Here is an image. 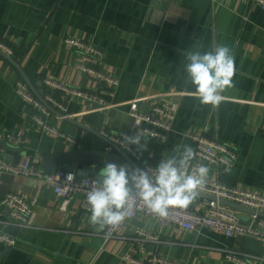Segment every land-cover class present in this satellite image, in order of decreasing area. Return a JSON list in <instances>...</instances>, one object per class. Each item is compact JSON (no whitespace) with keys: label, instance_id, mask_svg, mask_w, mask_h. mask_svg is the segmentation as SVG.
I'll list each match as a JSON object with an SVG mask.
<instances>
[{"label":"crops","instance_id":"1","mask_svg":"<svg viewBox=\"0 0 264 264\" xmlns=\"http://www.w3.org/2000/svg\"><path fill=\"white\" fill-rule=\"evenodd\" d=\"M63 37H75L102 49L100 69L118 79L110 99L112 106L102 110L82 99L68 102L64 94L55 91L54 98L66 107V113L54 109L51 122L72 137L73 143L41 133L32 124L31 105L13 91L16 81H24V77L38 95L44 79L87 92L99 88L92 78L79 72L78 55L63 44ZM0 41L24 52L19 62L7 55L20 70L0 55L2 157L16 160L29 156L41 172L40 164L49 155L76 149L103 150L107 145L102 139L81 126L109 135L123 131L141 134L128 114L129 104L135 101L140 111L149 112L153 97L172 95L179 104L169 137L166 142L149 140L145 162L157 166L162 159L179 156L184 146L193 149L187 135L200 134L206 127L209 137L236 151L237 159L231 166H220L221 180L243 190L264 192V9L251 1L0 0ZM221 45L234 57L232 87L221 93L218 106L203 105L185 72L186 58L191 52H209ZM20 129L22 146L6 149V135ZM109 154L115 158L111 163L132 170L122 154L114 149ZM124 154L142 169L141 163ZM85 166L89 167L87 177L100 179L105 164ZM207 168L206 181L216 176L213 168ZM70 170L76 174L75 169ZM39 180L0 172V230L16 238L13 246L0 251V264H119L125 256L166 257L181 264H223V254L213 249L217 246L259 257L262 260L253 264H264V237L227 238L208 229L196 234L173 224L162 227L143 215L127 221L118 239L104 241V229L90 223L91 214L80 209L79 197L61 206L52 189ZM9 192L35 199L31 228L3 224L11 220L2 204ZM239 217L249 220L247 215ZM137 230L145 234L137 235Z\"/></svg>","mask_w":264,"mask_h":264},{"label":"built area","instance_id":"2","mask_svg":"<svg viewBox=\"0 0 264 264\" xmlns=\"http://www.w3.org/2000/svg\"><path fill=\"white\" fill-rule=\"evenodd\" d=\"M258 7L264 9V0H249ZM62 42L75 49L78 58L76 67L80 73L92 78L99 86L95 92H87L78 88L63 85L50 79H44L43 85L50 91H58L65 95L68 102L73 99H82L91 102L96 109L110 108V99L114 95V89L118 85V79L101 70L99 64L104 56L102 49L96 47L93 43H87L75 37H63ZM0 52L5 55L14 56V51L10 45L0 41ZM14 93L31 105L32 124L47 135H52L60 140H66L73 143L74 139L69 135L59 131L53 125V117L48 106L52 109L66 113V107L51 93H44L40 101L30 91L27 84L19 79L13 88ZM149 112H142L135 101L129 104L128 114L133 120V126L141 131L144 140L140 145H132L125 141V137L134 136L129 131L119 132L118 135H109L100 132L107 139L117 145L122 151L135 161L142 164V169L151 170L156 166L145 162V157L150 151V141L158 140L166 142L171 132L172 124L175 121L178 101L176 96L156 95L152 98ZM187 137L194 143V159L190 162V170L201 165L213 168L216 171L215 178L205 182L204 187L199 191L200 197L187 208L171 207L168 215L160 217L148 210L137 197L131 214L116 226H105L102 237L104 241L118 239L120 230L126 225L127 221L138 215L146 216L157 221L158 225L167 224L176 225L179 229L199 234L202 230L220 232L225 237L233 235H245L253 237H264V217L257 213H264V192L247 191L241 188L226 184L219 177L221 165L231 166L236 161L237 155L235 149L219 141L215 137H209L208 129L204 127L200 134H188ZM5 142L12 147H21L23 144V130L6 135ZM107 148V151H110ZM2 148L0 147V172H9L14 176H33L38 177L41 184L52 189L57 199L61 200V206L68 204L74 197L80 199V209L85 213H90L87 204V194L95 187H99V178L96 176L87 177L76 175L73 171L62 167L56 168L49 174H43L35 167L34 159L29 156H22L18 163L13 164L2 157ZM74 174L75 179L67 181V175ZM228 201L240 207L253 211L251 214L237 212L229 205L221 201ZM2 204L8 211L11 218L10 222L3 223L5 227L11 226L21 229L31 228V216L35 199H27L24 196L14 193H7L2 198ZM238 215H247L249 224L239 223ZM137 235L145 234L142 230L136 231ZM151 237V236H150ZM149 237V238H150ZM152 238L151 240H154ZM149 240V241H151ZM16 242V238L0 230V251L3 248H9ZM213 249L223 254V264H253L259 260V257L244 254L236 249L226 246H217ZM181 264V262L166 257H149L134 259L125 256L119 264ZM72 264H92L91 262H74Z\"/></svg>","mask_w":264,"mask_h":264},{"label":"clouds","instance_id":"3","mask_svg":"<svg viewBox=\"0 0 264 264\" xmlns=\"http://www.w3.org/2000/svg\"><path fill=\"white\" fill-rule=\"evenodd\" d=\"M186 59L185 72L195 88L194 95L203 105L218 106L221 93L232 87L235 73L229 48L221 45L209 52L194 51ZM141 140V134L125 137L132 145H140ZM193 159L192 148L184 146L179 156L162 159L151 170L130 171L126 166L106 163L99 172V187L87 194L90 223L100 229L120 224L131 214L137 197L160 217L167 216L171 207L187 208L204 187L209 172L203 165L190 170ZM74 179V174L67 175V181Z\"/></svg>","mask_w":264,"mask_h":264},{"label":"water","instance_id":"4","mask_svg":"<svg viewBox=\"0 0 264 264\" xmlns=\"http://www.w3.org/2000/svg\"><path fill=\"white\" fill-rule=\"evenodd\" d=\"M0 55H3L4 57H6L17 69L20 70L19 65L16 64L13 60H11L10 57L3 54L2 52H0ZM24 81L27 84V86L29 87V89L32 91V93L35 95V97L43 102L41 96L38 95V93L35 91L32 84L30 83V81L26 77H24ZM48 108L52 113H54V109H52L50 106H48ZM81 127L84 128L86 131L93 133L95 136L102 139V141L107 145V147L103 148V150H100V151L76 149V150L65 152V153L49 155V156L45 157L44 160L40 164V170L43 174H49L52 171H54L56 168L62 167V168L69 169V170H70V168H73L76 170V175L80 174V175L86 176V172L88 170L87 168H89V167L85 166V165H87V164L104 165L106 163H111V161L115 159L111 154H109V151H107V148L114 149L115 151L119 152L124 157H126L128 162L130 163V167L132 169H140L127 156H125L126 154H124V152L117 145H115L109 139L102 136L100 133H98L96 131H92L91 129H88L87 127H84V126H81ZM6 149L18 150V149L11 147V146H8V145L6 146ZM105 151L107 154H105ZM3 158L6 159L7 161L12 162L13 164L18 163L20 160L19 158L16 160L12 159V157H10L8 155H3ZM81 166H84V169H81ZM200 196L201 195H198L197 197H200ZM221 202L223 204L229 205L230 207L235 209L237 212H242V213H247V214H251L253 212V211H250V210L245 209L243 207H240L236 204L230 203L228 201L222 200ZM257 214L264 217V213H257ZM239 216L240 215L236 214V218L239 219V223L249 224V220L245 221V219H243Z\"/></svg>","mask_w":264,"mask_h":264},{"label":"trees","instance_id":"5","mask_svg":"<svg viewBox=\"0 0 264 264\" xmlns=\"http://www.w3.org/2000/svg\"><path fill=\"white\" fill-rule=\"evenodd\" d=\"M12 49H13V51H14V60H16L17 62H19L20 60H21V58L23 57V55H24V52L23 53H21L20 51H18L17 52V50H16V48H14V47H11ZM44 93H51L52 95H53V97H55V91H50L48 88H46V87H42V89H41V96L44 94Z\"/></svg>","mask_w":264,"mask_h":264}]
</instances>
